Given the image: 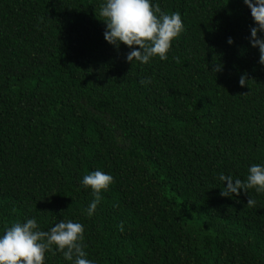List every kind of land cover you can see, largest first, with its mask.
Wrapping results in <instances>:
<instances>
[{
	"label": "trees",
	"instance_id": "16d2710c",
	"mask_svg": "<svg viewBox=\"0 0 264 264\" xmlns=\"http://www.w3.org/2000/svg\"><path fill=\"white\" fill-rule=\"evenodd\" d=\"M154 2L184 30L165 60L140 64L104 40L103 0H0V233L71 219L95 264H264V193L219 194L221 173L244 181L264 164L250 10ZM96 169L113 182L89 217L79 181ZM44 264L71 262L53 245Z\"/></svg>",
	"mask_w": 264,
	"mask_h": 264
},
{
	"label": "clouds",
	"instance_id": "9594fccd",
	"mask_svg": "<svg viewBox=\"0 0 264 264\" xmlns=\"http://www.w3.org/2000/svg\"><path fill=\"white\" fill-rule=\"evenodd\" d=\"M242 2L250 10L254 25L249 29V45L258 48V63L264 66V0ZM99 15L105 23L104 40L116 48L121 43L127 46L125 61L130 63L135 60L144 64L152 57L165 60L171 42L184 30L180 14L162 11L154 0H103ZM226 43L231 45L232 38L227 37ZM220 67L217 64L211 71L215 73ZM149 82L148 78L140 80L142 85ZM238 84H246L245 74L240 75ZM219 180L226 182L220 190L221 196H232L249 188H254L257 194L264 193V164H250L244 181L223 173ZM112 182L113 177L99 169L82 176L79 183L89 187L93 196L85 209L87 216L93 215L101 200V191H106ZM246 204L252 206L255 201L249 197ZM82 241L83 226L79 222L61 219L47 231H41L35 217H26L0 233V264H44V252L53 245L71 264H95L86 258Z\"/></svg>",
	"mask_w": 264,
	"mask_h": 264
}]
</instances>
